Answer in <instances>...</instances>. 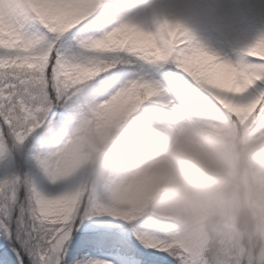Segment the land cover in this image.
I'll list each match as a JSON object with an SVG mask.
<instances>
[{
  "label": "clouds",
  "instance_id": "clouds-1",
  "mask_svg": "<svg viewBox=\"0 0 264 264\" xmlns=\"http://www.w3.org/2000/svg\"><path fill=\"white\" fill-rule=\"evenodd\" d=\"M0 51L18 235L87 221L178 264H264V0H0Z\"/></svg>",
  "mask_w": 264,
  "mask_h": 264
},
{
  "label": "snow or ice",
  "instance_id": "snow-or-ice-1",
  "mask_svg": "<svg viewBox=\"0 0 264 264\" xmlns=\"http://www.w3.org/2000/svg\"><path fill=\"white\" fill-rule=\"evenodd\" d=\"M0 55L7 58L6 51H0ZM264 63V61H257ZM8 127L3 117H0V136L7 134ZM4 153V162L9 163L12 167L22 168L24 165L22 151H15L9 148L5 141L2 149ZM3 174L0 173V180H3ZM14 194L9 192L8 196ZM16 218L11 215L4 204H0V264H36L37 249L36 245L39 242L44 247L40 249L39 255H44V250L48 249L51 252L52 264H70L71 256L64 260L66 253V245L72 239L73 229L63 236L52 239L47 236L41 239L35 232L29 235H18ZM51 240V244L48 241ZM60 241L57 244V241ZM136 241V240H135ZM131 239L127 232L120 228H99L93 225H86L85 231L77 233V239L74 242L76 246L90 248L95 245L112 250L118 255H131L133 264H178V261L168 253L155 249L143 247L140 243L137 244ZM55 246V247H53ZM117 264H124L123 261H117Z\"/></svg>",
  "mask_w": 264,
  "mask_h": 264
},
{
  "label": "rangeland",
  "instance_id": "rangeland-1",
  "mask_svg": "<svg viewBox=\"0 0 264 264\" xmlns=\"http://www.w3.org/2000/svg\"><path fill=\"white\" fill-rule=\"evenodd\" d=\"M78 227L73 228V233H72V239L69 241V243L65 246L66 247V253L68 252L69 246L74 239V237H77V233L84 232L85 231V226L90 225L89 222H85L84 225H79V222H77ZM66 257V255H65ZM64 257V258H65ZM88 260H102L106 261L107 264H117V261H123L124 264H133V257L128 256V255H118V254H113V253H105V254H87L85 256H80L77 261H81L82 264H86ZM63 262V261H62ZM61 262V264H62ZM76 264V262L74 263Z\"/></svg>",
  "mask_w": 264,
  "mask_h": 264
},
{
  "label": "trees",
  "instance_id": "trees-1",
  "mask_svg": "<svg viewBox=\"0 0 264 264\" xmlns=\"http://www.w3.org/2000/svg\"><path fill=\"white\" fill-rule=\"evenodd\" d=\"M77 237H74V239L72 240L70 246H69V249H68V252H67V255L66 257L64 258V260H67L68 259V256H71V261H70V264L73 263V261L77 258V256L80 254H86V253H103V252H113L112 250H109V249H105L104 247L102 246H99V245H95L93 247H90V248H84L82 246H76L74 244V242L76 241ZM131 239L133 241H135V238L134 237H131ZM137 244H139L138 241H135ZM113 253H116V252H113ZM117 254V253H116ZM131 256V255H130ZM72 262V263H71ZM62 264H64V261L62 262Z\"/></svg>",
  "mask_w": 264,
  "mask_h": 264
}]
</instances>
